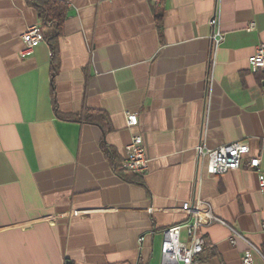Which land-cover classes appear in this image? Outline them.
Masks as SVG:
<instances>
[{"label":"crops","instance_id":"0c3cea01","mask_svg":"<svg viewBox=\"0 0 264 264\" xmlns=\"http://www.w3.org/2000/svg\"><path fill=\"white\" fill-rule=\"evenodd\" d=\"M58 1L53 60L46 41L21 54L41 22L32 0H0V264H160L163 229L191 200L264 264L257 172L213 176L198 154L243 140L264 173V69L249 63L264 0H164L161 20L155 0ZM135 133L148 157L137 181L119 172ZM200 231V264H243L247 242L228 227Z\"/></svg>","mask_w":264,"mask_h":264},{"label":"built area","instance_id":"2783aa9c","mask_svg":"<svg viewBox=\"0 0 264 264\" xmlns=\"http://www.w3.org/2000/svg\"><path fill=\"white\" fill-rule=\"evenodd\" d=\"M210 23L213 24L214 19ZM253 27L254 23H251L249 29ZM22 40L24 47L21 54L23 56L30 55L37 44L46 41L39 24L27 27L22 34ZM212 40V50H215L221 44L223 36L216 32L212 35ZM249 63L252 71L264 69V44L256 46L254 53L249 57ZM126 123L128 127L137 126V114L127 113ZM198 154L199 157L207 159L208 169L213 176L236 170L245 163L248 168L257 172L259 189L264 191V173L260 169V157L249 155V146L245 141L240 140L212 149L199 146ZM121 165L125 170L138 175L146 171L148 157L144 139L140 133L133 134L130 142L125 146L124 159ZM180 210L186 214V219L163 229L160 264H200L198 256L203 252L205 245V238L200 230L201 227L214 222H219L229 228L232 243L236 239L247 242L248 247L242 262L243 264H253L252 252L258 251V249L247 241L239 231L215 216L205 202L200 200L187 201L182 204ZM182 228L186 229V241L180 238Z\"/></svg>","mask_w":264,"mask_h":264},{"label":"trees","instance_id":"16d2710c","mask_svg":"<svg viewBox=\"0 0 264 264\" xmlns=\"http://www.w3.org/2000/svg\"><path fill=\"white\" fill-rule=\"evenodd\" d=\"M163 1L164 0H155V16L157 20H161L162 18L164 8ZM32 5L38 12L41 20L39 25L46 42L51 47V56L54 60L56 56V42L62 33L63 24L67 15L66 4L58 0H32ZM119 170L121 175L127 180L137 181L138 175L135 174L132 177L124 173L122 168L119 167Z\"/></svg>","mask_w":264,"mask_h":264}]
</instances>
